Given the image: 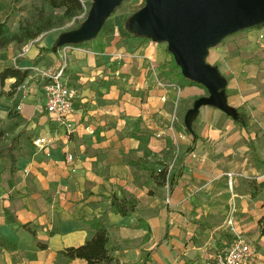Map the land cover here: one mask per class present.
I'll use <instances>...</instances> for the list:
<instances>
[{"label":"crops","instance_id":"obj_1","mask_svg":"<svg viewBox=\"0 0 264 264\" xmlns=\"http://www.w3.org/2000/svg\"><path fill=\"white\" fill-rule=\"evenodd\" d=\"M101 1L92 0L73 20L76 33L54 28L23 47L0 49V63L33 69L19 88L18 116H8L12 100L0 103V129L8 131L1 149L14 156L0 158V264H87L60 252L90 239L89 221L101 214L122 247L115 252L120 264H212L237 234L253 245L250 264H264L263 196L251 193L252 184L264 193V164L254 161L255 153L264 160V16L260 26L221 25L200 38L196 57L210 70L221 102L207 100L194 111L198 100L211 96L207 86L162 88L148 70V59L163 71L175 56L170 37L155 23L167 15L166 5L143 0L127 14L119 11L121 0L102 17L115 21L108 42L96 34ZM62 68L74 91L69 135L47 112L44 92L43 72ZM238 107L246 126L237 120ZM188 116L193 135L184 127ZM136 127L148 138L149 167L176 159L172 184L150 185L147 172L130 164L144 157L140 140L131 136ZM39 136L52 143L40 149L34 144ZM112 195L136 198L137 212L113 213ZM138 217L151 227L147 240Z\"/></svg>","mask_w":264,"mask_h":264},{"label":"trees","instance_id":"obj_2","mask_svg":"<svg viewBox=\"0 0 264 264\" xmlns=\"http://www.w3.org/2000/svg\"><path fill=\"white\" fill-rule=\"evenodd\" d=\"M45 11L37 17V19L28 25H23L18 31H14L10 28L8 21L2 19L1 12L4 10V5L0 2V49L8 47L10 44H16L19 47H23L30 41L38 38L43 33L48 32L54 28L63 27L66 23L76 20L81 15L87 6L88 0H41ZM257 26H260L259 24ZM256 27V26H255ZM116 26L112 18L107 19L101 28L99 29L97 36L105 38L108 42L112 41L115 35ZM77 47L83 46V43L75 44ZM53 49H46V52H51ZM42 59L39 54L33 59L34 63L40 62ZM165 66V65H164ZM166 68V69H165ZM163 73L169 81L176 84L180 88L185 86L203 85L202 83L189 79L182 71L181 66L176 61L175 57L166 63ZM65 73V69L63 70ZM33 73L32 68L22 69L14 64L0 63V103L2 99L12 100V106L8 116H18L17 108L20 101V87L26 82L29 76ZM14 79L11 83L10 89L6 90V81ZM204 86V85H203ZM237 120L240 121L243 126L247 125V115L243 107L236 108ZM7 130L0 129V158L7 156L12 161L14 156L11 153L4 154L2 147L7 138ZM140 129L135 128L131 133V136L140 140V149L144 150V157L135 161H130V164L137 169L144 170L148 174V184H155L156 187H164L168 183L172 184L168 176V166L159 161L158 164L161 168L149 167L148 157L152 155V151L148 148V138L144 135H140ZM254 161L257 163H263L257 153L254 154ZM251 193L255 198L259 195L263 196L264 210V193L260 190L258 185H251ZM150 194L153 191L150 189ZM138 200L134 197H119L112 195L111 198V211L116 214H120L122 217H131L138 210ZM89 226L93 231V235L84 244L76 247H68L60 252L67 260L83 259L87 264H120V260L115 256V252L122 249V247L116 244L111 238L109 232V226L106 223V215L101 214L95 216L89 221ZM138 228H143L147 231L145 240L150 237L151 227L149 223L142 217H138ZM260 234L264 236V213L259 220ZM35 234V233H34ZM40 247L46 248V244L39 243ZM149 254L146 252L145 256ZM146 260V259H145ZM143 264H146V262Z\"/></svg>","mask_w":264,"mask_h":264},{"label":"water","instance_id":"obj_3","mask_svg":"<svg viewBox=\"0 0 264 264\" xmlns=\"http://www.w3.org/2000/svg\"><path fill=\"white\" fill-rule=\"evenodd\" d=\"M120 1L102 0L95 7L97 33L106 21H102L103 15L111 12ZM161 2L167 7V15L164 16L162 12L155 18V23L162 26L160 31L163 34L170 37L174 57L184 75L207 86L211 93L209 98L200 99L195 103L194 111L207 100L221 102L218 85L210 70L196 57L195 47L200 44V38L215 27L231 25L243 28L248 24H260L262 21L260 18L264 16V0H161ZM155 35L157 37L160 35L157 29ZM185 121L189 125L192 119L188 116Z\"/></svg>","mask_w":264,"mask_h":264},{"label":"built area","instance_id":"obj_4","mask_svg":"<svg viewBox=\"0 0 264 264\" xmlns=\"http://www.w3.org/2000/svg\"><path fill=\"white\" fill-rule=\"evenodd\" d=\"M148 70L155 78L157 85L166 89L180 90V87L170 82L163 71L150 58L148 59ZM64 68L56 73L43 72L47 79L44 85V92L46 98V110L51 115L52 119L57 123L59 128L65 129V133L69 135L74 131V123L71 116L75 111L73 97L74 91L67 84L64 76ZM166 100V97H162ZM185 130L187 133L194 134L193 122L188 125L185 121ZM186 133H180L184 137ZM52 143L48 136H39L35 138L34 144L40 149H45ZM194 159L198 158L196 153L192 154ZM73 154L68 153L67 160L73 161ZM175 161L168 165V176L172 172ZM229 176L232 174L229 173ZM231 223V219L229 220ZM254 255L253 245L241 235L237 234L231 243L216 251L214 261L212 264H250Z\"/></svg>","mask_w":264,"mask_h":264},{"label":"rangeland","instance_id":"obj_5","mask_svg":"<svg viewBox=\"0 0 264 264\" xmlns=\"http://www.w3.org/2000/svg\"><path fill=\"white\" fill-rule=\"evenodd\" d=\"M0 2L4 5L1 17L8 21L10 28L14 31H18L23 25L32 24L37 17L45 11V7L41 0H0ZM91 2L92 0H88L86 9L89 8ZM143 4V0H125L122 7L119 8V11L130 14L143 6ZM76 25L77 22L70 21L60 28V30L64 33H73L76 30ZM60 45L63 46L64 44Z\"/></svg>","mask_w":264,"mask_h":264}]
</instances>
